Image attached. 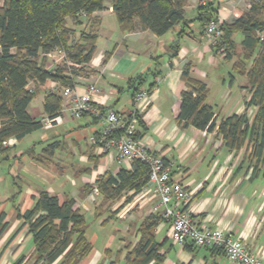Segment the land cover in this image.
I'll return each mask as SVG.
<instances>
[{
  "label": "crops",
  "instance_id": "obj_1",
  "mask_svg": "<svg viewBox=\"0 0 264 264\" xmlns=\"http://www.w3.org/2000/svg\"><path fill=\"white\" fill-rule=\"evenodd\" d=\"M210 1L218 8L222 22H231L249 9L248 0H187V23L181 22L164 35H157L150 30L122 31L112 0H105L106 9L84 17L82 25L75 27L68 23L77 33L92 28L98 34L97 49L86 65L88 74L84 75L85 79L77 80L75 88L83 93L90 80L96 81L100 91L94 98L98 106L116 110L126 119H135L141 143L151 153L174 162V179L183 182L191 194L184 208L197 224L230 231L264 261V176L251 178L253 168H239L245 147L239 152L229 151L217 135V128L209 132L192 125L183 127L178 120L185 88L182 73L188 63L191 76L208 86L207 103L213 107L217 123L231 114L244 112L252 95L245 76L241 96L236 99L232 88L235 75L230 72L225 85L226 71L213 74L225 58L208 43L198 19L200 5ZM95 19L98 23L92 26ZM174 46L179 48L176 54ZM107 52H112L108 59ZM48 58V67L57 62ZM149 72L157 74L147 75L143 87L152 82L156 85L145 99L135 103L129 81ZM217 84L218 95L210 94ZM60 90L61 86L52 80L38 86L30 113L38 118L46 117L43 109L46 94L50 91L60 94ZM255 111L254 106L248 108L253 113L251 119ZM95 117L91 112L81 118L63 113L52 126L39 129L42 132L38 136H32L34 131L21 140L11 137V144L0 149V214L5 212L10 222L0 239V264H14L19 256L33 253L28 225L3 249L23 222L18 213L32 208L40 191L46 190L63 200L74 198L82 213L93 205L97 214L101 212L100 195L88 193L85 187L95 186L107 172L116 175L121 168L131 169L132 163L118 162L116 150L104 151L91 143L90 137L98 134L103 125L101 118ZM50 144L55 148L47 150ZM78 194L80 197L76 198ZM125 201L123 197L106 209L125 222L120 241L116 245L111 241L97 245V237L89 239L86 234L93 249L79 264H141L134 257L128 260L127 254L143 239L144 222L161 214L153 211L155 200L145 187L132 200ZM152 233L155 242L161 245L159 254L163 260L153 259L146 264H234L220 248L174 243L171 225L164 217L158 219Z\"/></svg>",
  "mask_w": 264,
  "mask_h": 264
},
{
  "label": "trees",
  "instance_id": "obj_2",
  "mask_svg": "<svg viewBox=\"0 0 264 264\" xmlns=\"http://www.w3.org/2000/svg\"><path fill=\"white\" fill-rule=\"evenodd\" d=\"M187 0H112L113 11L120 28L124 32L150 30L157 35H164L175 25L184 22ZM106 9L105 0H0V149L3 141L11 137L18 140L43 127L41 118L33 116L30 105L38 92V86L47 80L62 86L75 87L77 77L87 75L86 65L91 62L97 49L98 34L95 29L81 30L77 40V30L68 24L80 26L84 17H91L95 11ZM198 19L204 31L211 20H219L218 8L210 1L199 7ZM92 21V26L97 25ZM224 30L221 41L213 48L231 60L237 54L234 35L243 34L242 49L233 64V71L245 76L250 87L251 97L247 109L224 117L217 123V115L207 103V84L191 76V64L184 66L182 78L185 88L181 94V107L178 116L183 127L190 125L213 132L222 137L229 151L239 152L245 147V153L239 168H253L251 178L259 174L264 176V38L259 32L264 31V0L254 1L252 6L240 17L231 22H222ZM63 49L69 59L83 65L69 67L61 61L48 67V54L56 49ZM175 53L178 47H173ZM112 52L105 54L106 59ZM250 62V63H248ZM149 72L132 78L133 98L144 88ZM135 82H138L135 84ZM32 83L31 87H28ZM152 82L146 88L148 93L155 87ZM62 96L57 92H48L44 98V113L50 117L61 115ZM256 107L253 118L248 115V108ZM100 109V116L106 109ZM136 116V115H135ZM139 123L144 126L141 116ZM140 132L135 136L140 137ZM55 148L54 144L46 147ZM149 181V166L141 160H133L131 169L121 168L116 175L107 172L96 185H87L88 193L98 188V195L104 201H117L125 193L133 190L140 192ZM134 194L125 202L132 200ZM109 209V208H108ZM23 220L21 226L7 243L28 225L32 235L34 251L29 256L21 255L14 264H26L32 255H36L32 264H79L93 249V244L86 236V218L77 207L74 198L61 199L46 190L35 197L32 208L19 212ZM5 212L0 214V239L7 231L10 222ZM163 216L149 218L142 225L143 239L127 254V259L146 264L151 260L162 261L160 246L154 240L152 231ZM194 245V244H193ZM221 251H224L220 248Z\"/></svg>",
  "mask_w": 264,
  "mask_h": 264
},
{
  "label": "built area",
  "instance_id": "obj_3",
  "mask_svg": "<svg viewBox=\"0 0 264 264\" xmlns=\"http://www.w3.org/2000/svg\"><path fill=\"white\" fill-rule=\"evenodd\" d=\"M257 0H248L249 8ZM202 2V0H201ZM222 21L211 20L204 29L208 43L212 46L218 44L223 37ZM264 38V31L259 32ZM48 56L67 64L69 67L79 68L83 65L69 59L61 48L48 54ZM85 79L84 75L77 77ZM32 84V83H30ZM61 86L60 95L63 98L61 114L67 113L72 118H81L84 113L91 112L100 116L98 102L94 96L99 93L97 82L90 80L83 93L76 91L75 87ZM146 88H142L136 96L140 102L148 96ZM60 119V115L50 118L42 117L43 127H50ZM102 128L98 134L92 135L90 141L99 145L104 151L116 150V159L120 163H132L141 160L149 166V181L145 188L151 193L155 202L153 211L161 214L171 225V239L174 243H192L199 247H217L224 250L227 259L234 264H264L261 256L252 252L244 241L233 233L210 226H201L193 219L184 206L190 199V191L185 184L173 177L174 162L162 156L151 153L139 139L136 138L135 119H126L120 112L110 109L101 117ZM11 139L3 141V146H9ZM98 193V188H94Z\"/></svg>",
  "mask_w": 264,
  "mask_h": 264
},
{
  "label": "rangeland",
  "instance_id": "obj_4",
  "mask_svg": "<svg viewBox=\"0 0 264 264\" xmlns=\"http://www.w3.org/2000/svg\"><path fill=\"white\" fill-rule=\"evenodd\" d=\"M68 23L72 24V20L68 19ZM79 37H81L80 32L77 33L75 38L78 40ZM242 40H243V34L241 32H237L234 35V41H235V45H236L237 54L231 60L222 59L221 63L217 66V68L215 70H213V74L226 71L224 74V76L226 78V80L224 82L225 85L228 84V82H229L228 79L230 77V72H232L235 75L232 88L234 89L235 93L237 94L236 99L241 96L240 88H241V84L244 82V76L233 71V64H234L235 60L238 59V56L241 52ZM248 63H250V62H248ZM227 68H228V70H226ZM31 85L32 84H29V86H31ZM219 87H220V85L217 84L216 88L211 89L210 94H214V92H216V95H218L217 90ZM248 93H249V91L247 92V94ZM217 97H219V96H217ZM37 99H38V97H37ZM252 114L253 113L248 112L249 116ZM37 117H39V116H37ZM41 132H42L41 130L40 131L36 130L34 135H32V136H38L37 134H39ZM68 190H69V187H68L67 191ZM128 196H129V194L125 193L123 197L126 199ZM78 197H80L79 194L76 196V198H78ZM123 197L121 199H123ZM99 199L100 200L98 201L99 202L98 210L101 211L100 213L96 214V208L93 205L92 206L90 205V208L83 211L85 218H86V234L88 235L89 239H91V238L93 239L94 237H97V241H98L97 245L101 244L103 241H111L112 244L116 245V243L120 241V238L122 236L121 230L123 229L125 222L122 219L116 218L114 215H112L113 212H111L110 210H106V209H108V208L110 209L117 201H119L121 199H119L117 201H108V202L106 201L105 202L102 195L99 196ZM115 212H117V210ZM107 217H109L108 220L103 222L104 219H106ZM31 244L32 243H30V246H31ZM35 256H36L35 254L32 255L26 264H32L34 262ZM59 262H60V260H58V263Z\"/></svg>",
  "mask_w": 264,
  "mask_h": 264
}]
</instances>
